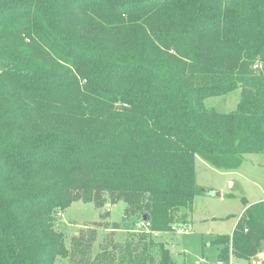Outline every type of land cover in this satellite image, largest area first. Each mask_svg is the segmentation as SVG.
<instances>
[{"label": "trees", "instance_id": "1", "mask_svg": "<svg viewBox=\"0 0 264 264\" xmlns=\"http://www.w3.org/2000/svg\"><path fill=\"white\" fill-rule=\"evenodd\" d=\"M238 89L231 111L206 103ZM250 152L264 153V0H0V264L67 257L55 215L78 200L150 223L120 264H176L153 233L201 193L196 156L231 170ZM212 243L220 263L258 264L264 200Z\"/></svg>", "mask_w": 264, "mask_h": 264}, {"label": "rangeland", "instance_id": "2", "mask_svg": "<svg viewBox=\"0 0 264 264\" xmlns=\"http://www.w3.org/2000/svg\"><path fill=\"white\" fill-rule=\"evenodd\" d=\"M253 68L260 71L262 63L256 61ZM239 100L240 89L226 96L210 97L206 103L231 111ZM195 162L201 193L191 208L178 212L170 231L153 233V238L170 248L176 264H224L219 260V247L212 241L218 234H231L244 210L264 200V153H245L242 164L231 170L216 168L199 155ZM126 207L124 201L107 202L98 208L93 202L78 200L57 213L55 229L65 235V245L71 253L59 257L55 264H110L111 258L114 264H120L128 252L127 243L131 241L135 245L140 234L151 233L140 217L126 215ZM105 211L109 215L102 218ZM80 235L81 239H75ZM151 251L158 262L155 244ZM106 252L109 254L105 255ZM263 262L255 260L258 264ZM226 264H250V261L233 258Z\"/></svg>", "mask_w": 264, "mask_h": 264}, {"label": "crops", "instance_id": "3", "mask_svg": "<svg viewBox=\"0 0 264 264\" xmlns=\"http://www.w3.org/2000/svg\"><path fill=\"white\" fill-rule=\"evenodd\" d=\"M260 260H263V261H264V253L260 255V257H259V261H260Z\"/></svg>", "mask_w": 264, "mask_h": 264}, {"label": "built area", "instance_id": "4", "mask_svg": "<svg viewBox=\"0 0 264 264\" xmlns=\"http://www.w3.org/2000/svg\"><path fill=\"white\" fill-rule=\"evenodd\" d=\"M150 223L149 222H145V225H149Z\"/></svg>", "mask_w": 264, "mask_h": 264}]
</instances>
